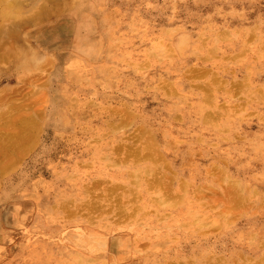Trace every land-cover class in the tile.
<instances>
[{
  "label": "rangeland",
  "instance_id": "1",
  "mask_svg": "<svg viewBox=\"0 0 264 264\" xmlns=\"http://www.w3.org/2000/svg\"><path fill=\"white\" fill-rule=\"evenodd\" d=\"M40 28L32 30L33 35L42 31L31 44L34 67L0 65V92L11 89V97L22 105L14 115L39 119L30 137L38 135L35 144L0 175V264L30 263L27 248L44 231L38 223L46 225L61 213L63 203L74 199L64 187L73 183L70 169L95 174L87 165L89 154L109 149V109L123 107L136 117L133 126L116 135L124 137L125 149L127 136L136 139L143 132L137 129L139 120L176 130L191 125L184 139L204 141L205 148L195 151L206 155V163L196 161L184 180L194 188L212 189L205 195L222 204L227 177L240 182L245 199L255 195L235 225L206 233L212 242L201 248L203 257L194 260L198 254L192 252L171 262L259 264L264 259V210L256 209L264 206V0H64L62 13ZM21 76L34 86L26 88ZM210 80H219L221 87L206 94L210 102L205 103L199 85ZM167 92L168 98L161 95ZM202 103L208 105L198 112ZM82 106L87 114L63 125L64 115ZM212 111L217 117H207ZM151 133L155 136L154 129ZM66 139L71 146L81 142L86 147L77 153L61 144ZM111 143L116 148L120 142ZM255 147L263 150L250 165L248 153ZM178 149L174 146L170 154ZM93 181L109 186L108 177Z\"/></svg>",
  "mask_w": 264,
  "mask_h": 264
},
{
  "label": "bare ground",
  "instance_id": "2",
  "mask_svg": "<svg viewBox=\"0 0 264 264\" xmlns=\"http://www.w3.org/2000/svg\"><path fill=\"white\" fill-rule=\"evenodd\" d=\"M63 1L0 0V65L24 70L34 67L31 44L42 33L38 32L40 27L62 13ZM36 28L40 29H37V35H33L32 30ZM176 51L180 52L181 47L177 46ZM107 56L108 51L105 50L100 60H106ZM104 70L107 72V68ZM106 77H109L108 73ZM19 80L26 88L34 86V81L24 76ZM193 81L197 83V80ZM87 82L92 85V78ZM199 87L206 92L203 102L209 103L206 94L213 95L212 91L220 88L221 82L210 80ZM238 89L239 86L234 92ZM164 91H167V86ZM10 93L11 89L0 92V175L23 150L33 146L38 137L30 138L37 133L39 119L35 115L31 116L33 119L15 116L14 110H21L22 105H18L17 99ZM161 95L165 98L170 96L168 92ZM205 103L200 105L198 112L208 105ZM82 108L64 115L63 125L71 121L70 117L80 119L86 115ZM129 111L127 107L109 109V149L104 147L89 154L87 165L93 167L94 175L84 176L70 169V176H73L69 180L73 178V183L64 187L66 196L74 199L63 203L61 213H54L55 216L50 217L51 221H46V225L38 223V228L44 231L40 234L41 240H33L27 248L25 257L30 262L28 264H123L126 261H129L128 264H173L171 260L174 256L192 252L198 254L194 259L197 260L205 254L201 248L211 245V237L206 233L214 227L219 229L235 225L239 212L244 207L251 208L255 195L245 199L237 180L231 181L227 177V181L223 176V181H227L222 192L225 193L223 199L226 204L205 195V192H213L212 189L194 188L184 180L187 178L185 170L196 161L206 163V155L198 151L196 154L195 151L205 148L204 141L184 139V133H190L194 128L191 125L178 126L180 132L167 123L163 127L139 120L137 123L142 125L137 129L143 132L136 139L127 136L130 144L125 149L121 144L124 137L118 139L116 135L136 121ZM171 114L173 111L168 116ZM215 115L213 111L207 113V117L215 118ZM151 129H154L155 136ZM175 132L181 137L171 138ZM113 140L120 142L116 148L110 147ZM61 144L71 146L67 139ZM61 144L58 145L62 157L65 152ZM174 146L181 151L170 154ZM80 147L84 149L86 145L72 142L71 150L77 149L78 153L81 152L78 150ZM261 150V147L250 149V165L259 161ZM169 156L171 159L168 160ZM56 157L59 158L60 154ZM233 163L239 166V163ZM172 169H176L175 173L171 172ZM96 177H108L109 186L101 187L100 183L93 181ZM49 202L54 203V199H49ZM256 209L264 210V206ZM182 261V264L191 263ZM204 261L201 264H208ZM260 263L264 264V259Z\"/></svg>",
  "mask_w": 264,
  "mask_h": 264
}]
</instances>
